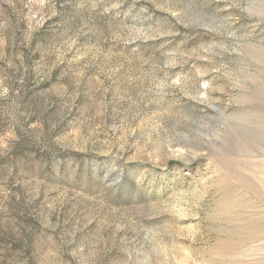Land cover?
<instances>
[{
    "label": "rangeland",
    "instance_id": "1",
    "mask_svg": "<svg viewBox=\"0 0 264 264\" xmlns=\"http://www.w3.org/2000/svg\"><path fill=\"white\" fill-rule=\"evenodd\" d=\"M0 264H264V0H0Z\"/></svg>",
    "mask_w": 264,
    "mask_h": 264
}]
</instances>
